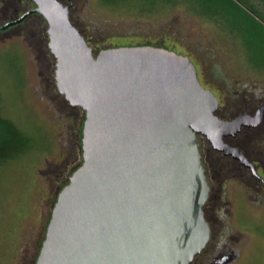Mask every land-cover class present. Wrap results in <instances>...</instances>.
Instances as JSON below:
<instances>
[{
  "label": "water",
  "instance_id": "95a60500",
  "mask_svg": "<svg viewBox=\"0 0 264 264\" xmlns=\"http://www.w3.org/2000/svg\"><path fill=\"white\" fill-rule=\"evenodd\" d=\"M27 1L0 29L43 16L57 89L85 113L82 163L58 194L35 264H192L211 238L199 136L257 173L225 138L259 126L264 105L223 119L188 56L153 45L95 54L69 5Z\"/></svg>",
  "mask_w": 264,
  "mask_h": 264
},
{
  "label": "rangeland",
  "instance_id": "374dc122",
  "mask_svg": "<svg viewBox=\"0 0 264 264\" xmlns=\"http://www.w3.org/2000/svg\"><path fill=\"white\" fill-rule=\"evenodd\" d=\"M65 1L96 52L153 45L188 54L222 110L231 100L227 83L240 82L255 95L261 88L264 93V32L258 34L263 36L259 44L249 46L248 26L242 29L213 9L230 0ZM234 1L246 10L251 7L264 26L261 0ZM33 6L15 0L1 12L0 1V24ZM47 27L44 17L34 13L0 29V117L18 129L14 133L0 121V264L36 263L58 194L82 158L80 150L78 155L68 152V133L73 113L81 116L84 111L71 109L57 89ZM199 139L212 195L222 201L220 221L240 250L233 264H264V180H251L206 138ZM239 140L264 165V130L242 134ZM263 172L259 170L264 178Z\"/></svg>",
  "mask_w": 264,
  "mask_h": 264
},
{
  "label": "flooded vegetation",
  "instance_id": "af4514ba",
  "mask_svg": "<svg viewBox=\"0 0 264 264\" xmlns=\"http://www.w3.org/2000/svg\"><path fill=\"white\" fill-rule=\"evenodd\" d=\"M94 52L95 54L98 53L95 50ZM180 54H183V53H180ZM183 55L188 56L195 64L193 58L190 55L188 54H183ZM227 85H228L227 90L230 93L231 100L229 101L228 106L225 107V110H222L221 101L219 100V108L217 110V114L219 115V117L223 119H234L235 117L241 114L249 113V114L254 115L264 105V93H263L262 88L260 89V94L255 95L253 94V90L251 88L248 87L245 90L244 89L245 84H240V82H237L234 84L227 83ZM235 104L242 105V109L235 111L234 109ZM70 107L71 109L79 108V107L72 106L71 104H70ZM77 114L78 113L76 114L73 113L71 117L70 131L68 133V136L70 137L68 141V143L70 144L68 146V152L74 153L76 155H78L79 153L77 152V150L82 151L83 126H84V120H85L84 112L81 114V116ZM261 129L264 130V117L259 126H256V127L255 126H245L236 135L228 136L225 138L226 142L230 146L238 147L240 151L243 152L244 155L249 159V161L255 164V169L257 173H255L251 167L244 165L239 159L234 158L232 155H225L223 152L218 151L224 158H227V159H230L236 162L239 165V167L242 168L244 172L248 174L251 180L254 179L256 181L264 180V178L259 173V170L264 171V165L259 164L258 160L250 157L249 153H247L246 150L241 146V143H240L241 141L239 140V138L242 136V134H250L254 132H259L261 131ZM247 137L249 138L248 135ZM81 163H82V158H80V160H78L75 163L72 169V172L68 175V179L70 178L71 174L76 169V167H78ZM209 200H210V204L207 206L205 214L210 224L211 238L209 240V243L205 247V249L199 255L195 257L192 264H233L239 260L240 250L235 247V243L232 237L231 238L226 237L229 231L228 229L225 228V222L220 221L221 211L223 209V206L221 204L222 201L218 199L216 196L212 195V191H210Z\"/></svg>",
  "mask_w": 264,
  "mask_h": 264
},
{
  "label": "trees",
  "instance_id": "16d2710c",
  "mask_svg": "<svg viewBox=\"0 0 264 264\" xmlns=\"http://www.w3.org/2000/svg\"><path fill=\"white\" fill-rule=\"evenodd\" d=\"M0 1H2V9H1V12L2 11L7 12V10L9 9V7L12 4H14V2H15V0H0ZM19 1L21 2V0H19ZM60 1L63 2L64 4H66V5H69V6L71 5L70 2H67L65 0H60ZM219 1L220 0H218V2ZM240 1H242V0H240ZM261 1L264 3V0H261ZM232 8H234V11L232 10ZM213 9H215L217 13H221L222 16H224L232 24H236V26H239L242 29H245L246 28L245 26H248V31L247 32H248L249 46H251V45L255 46V44H259L260 41L263 39V36L260 37L261 35L258 36V34L264 32V26L257 19V17L254 16L255 11L253 9H251V7H250L251 10L247 8L249 10L248 11L245 8H243L241 5H239L237 2H235L234 0H230L229 3H227L226 5L225 4H222L221 1H220V3H218L216 6H214ZM27 10H29V9H27ZM26 11H24V12H26ZM30 16L31 15H29L28 17H30ZM240 16L246 17V20L241 19ZM18 17L19 16H12L10 18V20H14V19H16ZM71 18H72V16H71ZM10 20H8V21H10ZM72 21L76 25V23L74 22L73 18H72ZM0 25H2V24H0ZM259 38H261L260 41H259ZM0 121L7 128L11 129L14 133H17L18 132V129L10 121H8V120H6L4 118L2 119L1 117H0ZM199 141H200V139H199ZM200 147H201V144H200ZM202 156H203V158H202L203 159V163H204V166H205L206 158L204 156V153H202ZM209 204H210V200H208V202H207V204H206V206L204 208V211H206V208H207V206ZM205 216H206V214H205Z\"/></svg>",
  "mask_w": 264,
  "mask_h": 264
}]
</instances>
